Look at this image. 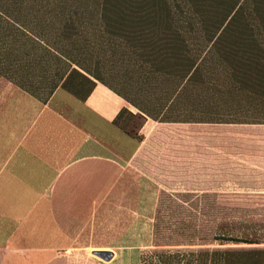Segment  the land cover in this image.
Instances as JSON below:
<instances>
[{"label": "crops", "instance_id": "crops-1", "mask_svg": "<svg viewBox=\"0 0 264 264\" xmlns=\"http://www.w3.org/2000/svg\"><path fill=\"white\" fill-rule=\"evenodd\" d=\"M75 77L46 101L0 80V264H120L132 248L99 232L116 202L137 214L139 178L157 194L256 200L264 216V124L155 119Z\"/></svg>", "mask_w": 264, "mask_h": 264}, {"label": "trees", "instance_id": "trees-1", "mask_svg": "<svg viewBox=\"0 0 264 264\" xmlns=\"http://www.w3.org/2000/svg\"><path fill=\"white\" fill-rule=\"evenodd\" d=\"M119 60L140 80L138 93L148 97L142 106L93 72ZM34 68L44 80L38 86L18 81L17 71ZM73 74L165 121L223 116L220 109L235 102L245 116H264L263 0H0V77L39 99L36 91L47 90L48 99ZM153 256L158 264H245L242 253L229 251Z\"/></svg>", "mask_w": 264, "mask_h": 264}, {"label": "rangeland", "instance_id": "rangeland-1", "mask_svg": "<svg viewBox=\"0 0 264 264\" xmlns=\"http://www.w3.org/2000/svg\"><path fill=\"white\" fill-rule=\"evenodd\" d=\"M93 68V72L99 74L106 84L133 104L142 106L148 100L147 96L138 93L140 80L125 62H101L98 70ZM25 71H17L18 81L33 87L44 81L39 68ZM0 80L8 81L5 77H0ZM77 82L73 74L66 86L75 89ZM36 93L40 99H47V90ZM238 105L235 102L220 109L223 116L180 117L205 121L264 122V116H256L253 112L255 116H245V111L241 112ZM241 108L247 110L251 107L241 102ZM151 117L164 119L165 116ZM128 208L129 205L122 202L119 209L116 202L115 214L106 217L105 231L101 232L100 229L99 232V245L132 248L117 250L120 264H158L153 256L155 253L198 251L242 253L245 264H264V216L256 200H226L225 195L220 193L170 191L157 194L139 178L137 214L131 213L130 216ZM232 262L231 258L230 264Z\"/></svg>", "mask_w": 264, "mask_h": 264}, {"label": "water", "instance_id": "water-1", "mask_svg": "<svg viewBox=\"0 0 264 264\" xmlns=\"http://www.w3.org/2000/svg\"><path fill=\"white\" fill-rule=\"evenodd\" d=\"M93 255L99 257L102 260L109 261L112 259L114 253L111 251H95L93 252Z\"/></svg>", "mask_w": 264, "mask_h": 264}]
</instances>
